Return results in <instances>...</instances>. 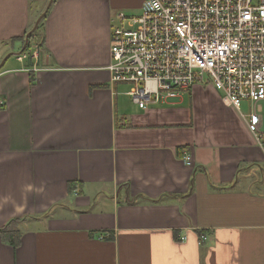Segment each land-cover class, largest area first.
Returning a JSON list of instances; mask_svg holds the SVG:
<instances>
[{
    "label": "crops",
    "instance_id": "obj_1",
    "mask_svg": "<svg viewBox=\"0 0 264 264\" xmlns=\"http://www.w3.org/2000/svg\"><path fill=\"white\" fill-rule=\"evenodd\" d=\"M48 2L0 0V226L21 232L0 264H264L241 113L212 84L141 109L110 82L111 25L143 0H52L20 52Z\"/></svg>",
    "mask_w": 264,
    "mask_h": 264
},
{
    "label": "built area",
    "instance_id": "obj_2",
    "mask_svg": "<svg viewBox=\"0 0 264 264\" xmlns=\"http://www.w3.org/2000/svg\"><path fill=\"white\" fill-rule=\"evenodd\" d=\"M109 53L110 82L139 108L212 84L264 150V0H143L138 14L117 13Z\"/></svg>",
    "mask_w": 264,
    "mask_h": 264
},
{
    "label": "trees",
    "instance_id": "obj_3",
    "mask_svg": "<svg viewBox=\"0 0 264 264\" xmlns=\"http://www.w3.org/2000/svg\"><path fill=\"white\" fill-rule=\"evenodd\" d=\"M43 17H45V15H43ZM40 23H41V20L39 21L36 28L29 35L27 46H26L24 51H26L29 48V45H30ZM19 221H20V219L18 217L11 218L4 225L0 226V237H1V239L4 242L10 244L14 248H16L20 244L21 232L18 229V222Z\"/></svg>",
    "mask_w": 264,
    "mask_h": 264
},
{
    "label": "water",
    "instance_id": "obj_4",
    "mask_svg": "<svg viewBox=\"0 0 264 264\" xmlns=\"http://www.w3.org/2000/svg\"><path fill=\"white\" fill-rule=\"evenodd\" d=\"M51 2H52V0H49L47 6H46V8H45V10L43 11V13H41V14L39 15V17L36 19V21H35L33 27H32V28H31V29L25 34V37H24V45H23V47H22V49H21L20 52H22V50L26 47L27 42H28V37H29V35H30L31 32L36 28V26L38 25L40 19L43 17V15H45V13L47 12V10H48V8H49ZM7 56H8V55H7ZM7 56H6V57H7ZM6 57H4L3 60H4ZM3 60L1 61L0 66H1V64L3 63Z\"/></svg>",
    "mask_w": 264,
    "mask_h": 264
},
{
    "label": "rangeland",
    "instance_id": "obj_5",
    "mask_svg": "<svg viewBox=\"0 0 264 264\" xmlns=\"http://www.w3.org/2000/svg\"><path fill=\"white\" fill-rule=\"evenodd\" d=\"M32 28V27H31ZM11 58V60H14L15 58H14V56H11L10 57ZM123 86H121V88L123 89V90H126L127 88H128V85L126 84H122ZM242 109H243V111H246V112H248V109H246V107H245V105L243 104L242 105ZM263 115H264V108H263Z\"/></svg>",
    "mask_w": 264,
    "mask_h": 264
}]
</instances>
